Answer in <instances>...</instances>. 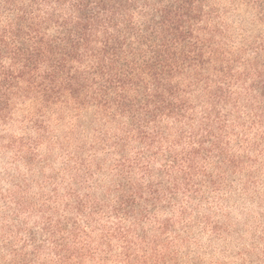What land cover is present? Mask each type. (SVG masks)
<instances>
[{"label": "trees", "instance_id": "obj_1", "mask_svg": "<svg viewBox=\"0 0 264 264\" xmlns=\"http://www.w3.org/2000/svg\"><path fill=\"white\" fill-rule=\"evenodd\" d=\"M226 1L0 0V152L52 168L37 206L29 172L1 194L0 264L187 258L202 207L264 167V0H230L237 41Z\"/></svg>", "mask_w": 264, "mask_h": 264}, {"label": "rangeland", "instance_id": "obj_2", "mask_svg": "<svg viewBox=\"0 0 264 264\" xmlns=\"http://www.w3.org/2000/svg\"><path fill=\"white\" fill-rule=\"evenodd\" d=\"M223 5L224 20L233 29L234 40L237 41L242 24H248L254 17H248L244 7L234 6L230 0ZM257 26V32L264 35V23ZM56 166L59 167V161ZM51 169L48 167L43 172L38 165L31 173L24 162L16 165L10 154L0 152V196L12 189L13 176L22 178L29 172L26 193L37 206L39 200L36 198L43 193L44 176L51 173ZM260 170L252 182L247 180V170L239 175H230V188L218 195L221 200L213 210L209 211L207 205L202 207V211L209 212L212 217L211 226L207 229L197 224L193 226L191 240L182 244L190 250L186 252L185 260L179 258L180 264H264V167ZM5 207V199L0 197V215L12 212ZM21 214V221L26 220L32 226L43 221V215L36 212ZM1 223H4L3 218ZM214 227L218 230L215 231Z\"/></svg>", "mask_w": 264, "mask_h": 264}]
</instances>
